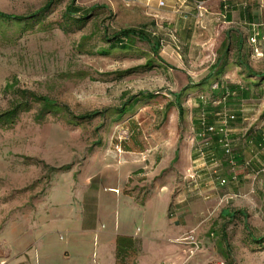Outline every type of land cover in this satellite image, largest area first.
Instances as JSON below:
<instances>
[{"label":"rangeland","instance_id":"obj_1","mask_svg":"<svg viewBox=\"0 0 264 264\" xmlns=\"http://www.w3.org/2000/svg\"><path fill=\"white\" fill-rule=\"evenodd\" d=\"M47 1L0 0V12L31 17ZM71 1L62 0L41 21L30 24L0 18V110L9 106L10 95L3 92L9 82L67 104L75 114L117 108L142 91L158 96L120 119L109 114L72 124L64 115H49L39 122L35 106L21 114L13 127L0 128L4 200L26 203L38 199L58 172L52 168L71 164L74 169L93 152L117 151L125 143L131 151L146 154L153 164L162 162L166 167L155 178L157 182L167 180L176 166L175 161L170 165L176 148L196 143L197 121L203 114L208 119L215 109L221 112L219 116L227 112L229 120L238 122L236 110L245 103L246 107L240 106L245 109V120L237 131L244 136L233 139L228 123L231 153L221 151L220 160L209 163L218 179L206 186V249L212 254L208 264H264V147L246 141L251 132L263 129L264 134V84L253 88V96L243 103L212 101L211 87L206 89V59L218 58L220 52L215 44L206 56V15L198 16L197 0L193 5L198 22H193V29H188L191 18H184L190 13L178 17L179 12L170 7L173 3L166 1L151 8L129 0H75L80 8L76 18L84 15L86 19L64 30L63 13ZM131 27H143L159 40V55L141 40L129 49L117 47L109 55L96 53L109 46L106 32L113 35ZM83 36L89 39L84 42ZM229 51L233 60V51ZM153 59L152 69L142 67ZM253 65L264 70L262 63ZM234 72L229 83H246L245 76L237 75L239 70ZM177 93H182L185 107L182 118ZM202 96L205 103L201 106ZM171 102L175 105L169 106ZM204 143L200 141L201 146ZM236 155H243L244 162L232 163ZM185 176L178 171L171 177L176 191L186 185Z\"/></svg>","mask_w":264,"mask_h":264},{"label":"crops","instance_id":"obj_2","mask_svg":"<svg viewBox=\"0 0 264 264\" xmlns=\"http://www.w3.org/2000/svg\"><path fill=\"white\" fill-rule=\"evenodd\" d=\"M129 1L151 8L163 1L173 3L170 7L178 17L190 13L184 15L191 18L188 29L198 22L196 0ZM205 2L206 56L215 44L218 58L232 49L236 60L242 49L257 70L254 63L264 64V0ZM253 37L263 56L253 54ZM218 58L206 59V76ZM235 70L244 76L241 67H231L222 80L234 77ZM240 106L247 104L238 106V122L231 120L233 139L244 136L237 132L245 120ZM215 112H209L208 119L218 132L205 137L197 130L195 144L177 147L170 162L176 166L167 180L155 178L165 166L162 162L153 164L146 154L119 147L97 150L80 166L58 171L38 199L8 201L0 190V264H208L212 254L206 249V186L218 179L209 163L220 160L224 151V135L219 132L223 116ZM256 133L263 134V129ZM199 140L205 143L201 146ZM190 169L196 179L185 176L186 185L176 191L171 177ZM192 230L201 243L198 250L185 240Z\"/></svg>","mask_w":264,"mask_h":264},{"label":"trees","instance_id":"obj_3","mask_svg":"<svg viewBox=\"0 0 264 264\" xmlns=\"http://www.w3.org/2000/svg\"><path fill=\"white\" fill-rule=\"evenodd\" d=\"M62 0H48L47 3L35 14L31 17L29 16H14L7 13L0 12V18L5 20H17L21 23L30 24V22L34 20L43 19L45 14L49 12L54 5L61 2ZM95 7L92 8L94 10ZM80 8L75 5V0H72L67 6L63 13V22L61 24L64 30H69L72 26L79 22H83L86 19V16H80L76 18V12L79 11ZM89 39V36H83L84 42ZM106 39L109 43L107 48H100L96 53L100 55H109L113 49L120 47L122 49H129L132 45H135L137 40L146 41L150 44L155 54L159 55L161 50V42L159 40H155L151 37L150 34L146 32V30L141 28H124L117 32H114L113 35H110L106 32ZM240 53L238 54V58L236 60H231L229 58L230 51L226 49L224 54L218 58L215 63L211 73L206 76V89L210 86L213 93V102H226L227 100L232 102L235 99L239 102L242 99H249L253 96V88H259L264 84V70H255L249 64V61L246 57V54L242 53V49H240ZM154 59L149 60L145 66H142L147 69H152L154 67ZM231 67H241L242 75H244V81L246 83H234L231 84L228 82V79L222 80L225 73ZM217 87H214V85ZM259 91V90H258ZM5 95H10L9 106L5 109L0 110V128L1 129H9L13 127L21 114L30 112L34 109L35 106H38L37 113L35 118L37 121L45 120L49 115H63L69 118V122L72 124H79L86 121H92L98 117L106 118L109 114L115 116L120 119L125 114L133 111L137 105L145 102H149L152 99H155L158 94L155 92L142 91L137 94L130 95L119 107L111 108L108 107L104 110H98L93 112H86L83 114H75L72 112L71 108L67 104H63L58 102L57 100L51 98L50 96L40 94L38 92L24 89L21 87H17L15 82H9L6 84L4 90ZM176 95V104L180 114V117L184 116L185 107L182 103V93H177ZM208 95L206 94V97ZM256 96V95H255ZM200 99V105H204L205 101ZM211 101V102H212ZM208 100L206 101V103ZM169 104V106H173ZM207 107V106H206ZM210 107V106H208ZM210 108H208L209 110ZM215 110V109H213ZM212 111V110H211ZM208 113V112H207ZM234 117V116H233ZM231 120H229V124L231 125ZM214 126L209 123V119L206 118V115L203 114L199 120L197 121V130H200V135L205 136L207 134L217 133L218 129L215 132H210L209 127ZM216 127V126H215ZM217 128V127H216ZM224 151L226 152V148L224 146L225 137L223 140ZM247 142H253L258 147H264V136L262 133L248 134L246 137ZM230 145L231 141L229 139ZM124 149L127 151H131V147L125 143ZM227 153V152H226ZM234 161L237 163L244 162L243 155H236ZM236 159V160H235ZM72 168V165H64L60 168H52L56 171H66ZM255 242H263L262 239H254Z\"/></svg>","mask_w":264,"mask_h":264},{"label":"built area","instance_id":"obj_4","mask_svg":"<svg viewBox=\"0 0 264 264\" xmlns=\"http://www.w3.org/2000/svg\"><path fill=\"white\" fill-rule=\"evenodd\" d=\"M197 9H198V16L200 18H203L206 13L208 12V9L206 7V2L204 0H197ZM250 42L254 45L253 46V54L256 56H263V52L260 48V46L258 45V40L256 37H253L250 39ZM228 122H229V115L226 113H224L223 115V119H222V124L221 127L219 129V132H221L224 137H225V142H224V146L226 148V152L227 153H231V145L229 142V138H228ZM217 130V128L215 126H211L209 127V131L210 132H215ZM201 154L202 156H205V152L203 150H201ZM232 163H235L234 159H232ZM197 175L196 173L193 172L192 169L187 171V176H186V180H194L196 179ZM222 185H224L226 183V180L223 179L221 181ZM196 230H192L186 237L185 240L189 241L191 244H193V249L194 250H198L201 248V243L199 240L196 239ZM220 264H227L225 261H221Z\"/></svg>","mask_w":264,"mask_h":264}]
</instances>
